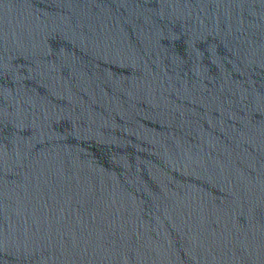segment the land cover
Wrapping results in <instances>:
<instances>
[{
  "label": "water",
  "instance_id": "water-1",
  "mask_svg": "<svg viewBox=\"0 0 264 264\" xmlns=\"http://www.w3.org/2000/svg\"><path fill=\"white\" fill-rule=\"evenodd\" d=\"M0 264H264V0H0Z\"/></svg>",
  "mask_w": 264,
  "mask_h": 264
}]
</instances>
